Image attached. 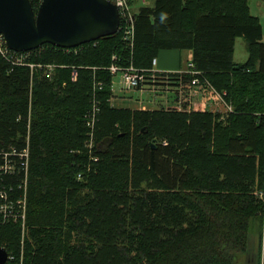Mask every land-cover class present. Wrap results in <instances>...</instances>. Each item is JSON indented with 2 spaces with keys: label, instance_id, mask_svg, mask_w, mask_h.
Listing matches in <instances>:
<instances>
[{
  "label": "trees",
  "instance_id": "16d2710c",
  "mask_svg": "<svg viewBox=\"0 0 264 264\" xmlns=\"http://www.w3.org/2000/svg\"><path fill=\"white\" fill-rule=\"evenodd\" d=\"M249 1L153 0L134 14L133 47L121 28L74 48L46 43L22 64L0 55V183L15 198L27 183L28 198L23 258V229L0 222L13 262L236 264L255 225L264 235V32ZM163 49L192 50L233 112L112 106L109 66L150 69Z\"/></svg>",
  "mask_w": 264,
  "mask_h": 264
},
{
  "label": "built area",
  "instance_id": "2783aa9c",
  "mask_svg": "<svg viewBox=\"0 0 264 264\" xmlns=\"http://www.w3.org/2000/svg\"><path fill=\"white\" fill-rule=\"evenodd\" d=\"M119 8L121 23L120 28L123 29L124 40L127 41L129 46L134 45V19L135 16L131 10V4L129 0H111ZM69 49V48H67ZM0 55L5 59L14 61L16 63L22 64L25 60L26 53L18 52L11 49L5 40L3 34H0ZM116 59V56L113 57ZM158 59L155 57L152 61V67L150 69H141L136 67L133 63L127 66H121L117 62H113L109 66V71L113 77L120 73L121 77L119 84L121 85V90L131 91V90H141L142 93H150L152 100L156 101L160 95L164 97L165 102L164 109L167 110H177L186 112H213L221 114L222 118L233 112L234 108L231 103L226 98L227 92L218 90L204 74L196 70L193 63L191 62L188 68L176 70V71H161L156 69ZM177 76L178 80L171 82L170 78ZM189 75V79L186 80L183 76ZM76 78V73L73 79ZM101 86L102 84L98 83ZM112 90L113 85H112ZM170 93L173 94L174 103L170 104ZM114 95V94H113ZM140 101H144L141 97ZM100 107L98 102L95 101L93 105V111L86 115L85 124L90 130L88 133L87 147L92 149L95 141V126L98 119ZM24 154L29 156L28 148L24 150ZM97 159V158H96ZM12 166L13 171L15 166L8 163V166ZM26 171L28 166V160L25 161ZM82 174H79V178ZM27 183H25V191L19 197H14L9 193L2 183H0V222L6 220H18L21 217L27 215V211H21L18 213V208H28L27 206ZM264 192H261V195ZM15 215V217H14ZM2 218V219H1ZM22 228V227H21ZM23 229V228H22ZM25 230V228L23 229ZM24 233V231H23ZM8 251V250H7ZM5 264L12 263V255L8 251V260Z\"/></svg>",
  "mask_w": 264,
  "mask_h": 264
},
{
  "label": "water",
  "instance_id": "95a60500",
  "mask_svg": "<svg viewBox=\"0 0 264 264\" xmlns=\"http://www.w3.org/2000/svg\"><path fill=\"white\" fill-rule=\"evenodd\" d=\"M119 8L111 0H0V34L18 52L44 44L74 48L119 31ZM8 251L0 246V264Z\"/></svg>",
  "mask_w": 264,
  "mask_h": 264
},
{
  "label": "crops",
  "instance_id": "0c3cea01",
  "mask_svg": "<svg viewBox=\"0 0 264 264\" xmlns=\"http://www.w3.org/2000/svg\"><path fill=\"white\" fill-rule=\"evenodd\" d=\"M140 1L141 5H152L153 0H136ZM138 7V8H139ZM259 17V16H258ZM264 36V35H263ZM157 66L156 69L161 71H176L188 68L190 63L193 60V51L192 50H179V49H163L157 55ZM119 84V83H118ZM119 84V88H114V102L115 105L118 106L119 103H128L129 107L134 110H158L164 109L165 102L161 99H157L156 101L152 100V96L150 98L144 97L147 93H142L141 90H131L124 91L121 90ZM137 94V96H135ZM143 98L144 101H140V98ZM170 104L174 103L173 94L170 93ZM133 104V105H132ZM119 107H122L119 105ZM236 264H264V235L261 231H257L256 234H252L250 236V241L248 245V249L244 254H239L237 257Z\"/></svg>",
  "mask_w": 264,
  "mask_h": 264
},
{
  "label": "rangeland",
  "instance_id": "374dc122",
  "mask_svg": "<svg viewBox=\"0 0 264 264\" xmlns=\"http://www.w3.org/2000/svg\"><path fill=\"white\" fill-rule=\"evenodd\" d=\"M250 2V9H251V12H252V14H254V15H256V16H259V18H260V21H261V24H262V26H263V32H264V1L263 0H250L249 1ZM131 4V3H130ZM139 5H141V2L140 1H135L133 4H131V10H132V12H133V15L135 14V12L137 11V9H138V7H139ZM264 35V34H263ZM263 40H264V36H263ZM247 58H248V49H247V42H246V40L243 38V37H238L237 39H236V43H235V53H234V59H235V61L236 62H239V63H242V62H244V61H246L247 60ZM44 69H46V71H45V73L48 75V76H51L53 73H54V69L56 68V66L54 65V64H47V65H45L44 67H43ZM120 77H121V74L120 73H118V74H116L114 77H113V82H114V84H113V89L114 88H116V89H118L119 87V80H120ZM76 78H77V72H76ZM76 78L74 79V80H76ZM96 83L98 84V83H101V82H98V81H96ZM101 84H103V83H101ZM135 96H137V94H135ZM144 97H145V99L146 98H150L151 97V95H150V93H147V94H145L144 95ZM159 99H161V100H163L164 99V97L162 96V95H160V97H159ZM109 102H110V104L112 105V106H116L115 105V102H114V95H113V90H112V83H111V96H110V98H109ZM117 104H118V106L117 107H119V105L120 106H122V107H126V108H128L130 105L128 104V103H119V102H117ZM129 105V106H128ZM133 105V104H132ZM99 118H100V115H99ZM98 118V119H99ZM98 119H97V121H96V126H95V130H94V132H96V130H97V123H98ZM85 126H86V124H85ZM30 130H31V121H30V119L28 120V138H27V140H28V143H29V135H30ZM90 132V130L87 128V126H86V140H85V147L88 149V147H87V142H88V138H89V136H88V133ZM80 174V173H79ZM79 174H78V178H79ZM82 178V177H81ZM81 178H79V179H81ZM263 196H264V193L262 194ZM261 195V196H262ZM262 196V197H263ZM18 208V213H20L22 210L24 211H28V209H27V207L26 208H20V207H17ZM24 211V212H25ZM14 217H15V215H14ZM10 222H13V223H15V224H17L18 226H20V227H22L23 229L24 228H26L27 227V222H28V220H27V215H26V213H25V217H21V218H19L18 220H12V221H10ZM257 225H255V227L253 228V232H252V234H256V232L258 231V229H257ZM24 231V233L22 232V258H23V247H24V237H25V235H26V230H23ZM241 254H244V253H241ZM22 258H21V260H22ZM14 261V258H13V256H12V263L13 264H16L15 262H13ZM20 264H22V261L20 262Z\"/></svg>",
  "mask_w": 264,
  "mask_h": 264
},
{
  "label": "bare ground",
  "instance_id": "6f19581e",
  "mask_svg": "<svg viewBox=\"0 0 264 264\" xmlns=\"http://www.w3.org/2000/svg\"><path fill=\"white\" fill-rule=\"evenodd\" d=\"M165 142H167V141H165ZM263 196V195H262ZM9 250V249H8Z\"/></svg>",
  "mask_w": 264,
  "mask_h": 264
}]
</instances>
